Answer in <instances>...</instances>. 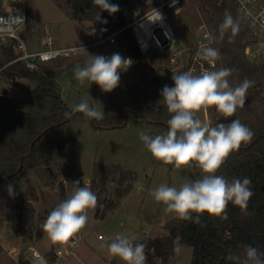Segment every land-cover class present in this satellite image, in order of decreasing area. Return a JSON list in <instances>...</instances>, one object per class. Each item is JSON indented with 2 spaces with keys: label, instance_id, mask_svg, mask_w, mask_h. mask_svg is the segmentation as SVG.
<instances>
[{
  "label": "rangeland",
  "instance_id": "374dc122",
  "mask_svg": "<svg viewBox=\"0 0 264 264\" xmlns=\"http://www.w3.org/2000/svg\"><path fill=\"white\" fill-rule=\"evenodd\" d=\"M13 1L0 0V7L4 3L11 4ZM216 1L221 2L222 0ZM199 2L200 0H183L180 11L171 12L177 37L176 50L163 54L154 52L156 58L153 68L160 74L167 75L176 72L167 68L166 64L171 57L177 58L180 63L182 62L186 55V48L193 45L203 20L208 23L219 42H223L227 35L229 40L241 39L242 37L243 42L249 40L250 35L248 32L244 33L243 27H240L235 35L229 31L220 39L219 30L217 31L208 20L212 12H209L207 7L201 6ZM26 3L28 15L24 31L26 38L31 40L41 38L48 25L59 45L91 44L107 37L100 34L94 21L68 17L55 0H26ZM130 3L131 9L127 13L128 24L153 6L152 3L149 5L148 2L141 0H130ZM93 28L95 33L90 35L89 33L92 32ZM130 28L132 29V27ZM86 50L89 54L98 55L101 53L105 57H110L114 53H119L124 58L129 55L127 50L122 47L118 34L116 35V42L100 43L96 46L87 47ZM152 54L146 57L148 58ZM88 59L87 53H80L64 60L63 64L58 67L61 71L58 76L61 94L68 106L74 108L85 96H89L94 100H90L93 106L104 112V118L113 113L112 108L109 107L111 104L123 108L134 107L129 86L139 81V77L143 73H136L131 64L126 71L120 73L119 86L113 91L105 93L95 83L80 84L74 78V67L77 64L84 66ZM150 61L148 58L147 62L151 63ZM219 68H224L222 63H220ZM228 79L233 87L240 83L238 78L233 75H230ZM34 85L35 83L29 79L21 80L17 85L16 95L12 98L0 96V105L8 104L12 110L37 113L39 108L28 96V90L32 89ZM263 97L264 69L256 74L252 86L247 90L244 107L237 109L235 115L229 119H239L243 124L248 122L246 123L248 127L254 126L259 116L264 119ZM0 113L5 117L9 116V110L6 111L2 107H0ZM197 116L214 125L217 122L218 113L214 108H209L201 110ZM218 122L227 123L229 121L222 118ZM142 131L152 136L162 134L156 125L144 122L133 115L128 117L124 127L99 128L95 127L89 120L76 118L54 129L49 136L50 147L55 156L51 168L52 172H56L58 176L55 179L50 178L44 166H41L31 170L28 179L13 184L14 197L2 199L7 190L6 186L0 188V264H17L10 254V249L13 246L27 244L33 238L37 243L42 235L47 242L51 241L41 225L47 219L50 211L70 196L73 182L79 181L80 186H85L84 181L91 176L92 178L95 177L94 166L96 164L120 165L125 170L136 172L137 181L134 182L130 192L118 198V189L127 192L131 181L119 184L120 175L117 174L111 176L107 182V188L104 189L101 177L90 179V185L86 186L97 195L98 203L94 209H88V222L76 234H82L83 238L78 242L74 255L70 256L65 264H126L119 257L111 256L105 246L117 234L134 236L137 240H141L145 236L156 237L168 234L167 225L175 216L164 211V205L154 200L151 190L162 183L179 188L186 180L200 178L202 173L195 166H182L181 169H175L173 165H165L156 160L139 138ZM0 132L4 136L9 133L7 117L0 121ZM65 138H73L74 141L63 143L62 139ZM0 143H2L1 140ZM61 180H63V185L60 184ZM33 193L36 195V199ZM22 200L31 201L35 207L31 236L22 235L15 230L17 214L19 213L17 205ZM113 206L116 207L112 209ZM175 249L176 252L169 258L168 264H191L193 254L191 246L181 243L177 238ZM145 253L147 264H160L162 262L152 250Z\"/></svg>",
  "mask_w": 264,
  "mask_h": 264
},
{
  "label": "trees",
  "instance_id": "16d2710c",
  "mask_svg": "<svg viewBox=\"0 0 264 264\" xmlns=\"http://www.w3.org/2000/svg\"><path fill=\"white\" fill-rule=\"evenodd\" d=\"M55 1L68 17L94 21L102 36L120 31L117 34L120 36L122 47L129 53L132 67L136 73H143L140 75L139 81L129 86L134 107L123 108L111 104L109 106L113 110L111 115L102 120H90L82 113L74 112L73 108L64 101L58 82L61 72L58 69L60 67L58 62L46 63L35 71L27 69L21 63L7 67L6 74L29 79L35 83L34 87L28 90V96L39 109L34 114L26 110H12L8 104L0 105L6 111L9 110V116H6L9 120V133L4 136L0 132L2 141L0 143V188L10 182L14 184L28 179L29 172L41 166H44L50 178L55 179L58 174L49 170V166H52L55 158L49 143L50 133L76 118L89 120L95 127L116 128L126 126L128 117L133 115L144 122L156 125L159 131L164 133L167 131V121L172 115L163 104L160 91L165 85L174 86L171 77L173 74L181 72L160 74L153 68L156 53H141L132 29L126 27L128 24L127 13L131 9L130 0H110V3L119 6V11L112 15L106 11L100 12L101 20H107V24L95 20L100 9L93 4L92 0ZM199 4L212 12L208 20L217 31L227 10L234 18L239 19L240 27H243L244 33L248 32L247 25L242 21L235 7L227 0L221 2L200 0ZM102 29H106V31H102ZM242 40L243 37L229 40L227 35L223 42L217 41L220 52L218 62L219 65L222 63L224 68L232 69L231 75L237 77L239 82L244 79L252 82L256 74L264 69V58L255 61L247 59L244 48L249 40L244 42ZM7 52L8 56L13 55L11 47H8ZM151 53L153 54L148 57L151 63H148L146 56ZM3 62L0 61V65ZM89 103L92 104L91 101ZM6 117L0 113V121ZM246 123L245 125L248 127ZM248 128L254 133L252 139L242 143L238 150L231 152L217 172L218 175L224 176L229 181L234 178H250L254 195L248 202L247 208L241 209L229 203L226 209L227 219L212 217L204 213L200 215L198 224L175 217L167 225L168 234L156 237L145 236L141 240L136 239V242L147 245L145 252L152 250L154 255L162 260L160 264H168L169 258L175 254L177 238L181 243L192 247L191 264H233V261L226 257L230 253L242 254L243 245H251L264 252V119L259 116L254 126ZM62 140L63 143L74 141L73 138ZM60 147L62 148L61 144ZM94 172L95 179L101 177L104 189L107 188V182L111 176L117 174L120 175L119 184L131 181L127 192L118 189V198L130 192L134 182L137 181L136 172L125 170L120 165L96 164ZM94 178L90 177L92 180ZM33 196L36 199L34 193ZM3 197L2 199L5 200L10 197L7 191L4 192ZM114 207L116 206L111 208L114 209ZM17 208L19 213L15 230L22 235L31 236L35 207L31 201L22 200ZM193 215L195 216V214Z\"/></svg>",
  "mask_w": 264,
  "mask_h": 264
},
{
  "label": "clouds",
  "instance_id": "9594fccd",
  "mask_svg": "<svg viewBox=\"0 0 264 264\" xmlns=\"http://www.w3.org/2000/svg\"><path fill=\"white\" fill-rule=\"evenodd\" d=\"M92 2L100 9L95 17L97 22L107 24V20H101L100 12L106 11L112 15L119 11V6L110 3V0ZM147 2L151 5L152 0ZM177 2L178 0H172L171 6L174 7ZM145 19L150 23H156L163 19V15L158 9L150 7ZM23 23L22 15L11 16L7 21L0 19V24L6 25L0 28V31L10 30L12 24ZM239 29V19L234 18L226 10L224 19L218 26L219 38L222 39L229 31L235 35ZM94 33L93 28L89 34ZM207 38L214 40L216 36L209 35ZM75 51L87 53L89 59L84 66L77 64L74 67V78L80 84L95 83L105 93L119 86L120 73L126 71L132 64L130 59L119 53L105 57L89 54L84 47ZM197 56L212 68H216L220 52L216 48L202 44ZM231 73L232 69L219 68L200 74H193L191 71L173 74L171 79L174 86L165 85L160 91L163 104L172 114L167 121V131L155 136L143 131L139 134L145 148L156 160L165 165H173L175 169L195 166L202 173L200 178L186 180L179 188L162 183L151 190L154 200L164 205V211L174 214L181 220L198 224L200 215L204 213L227 219L226 209L229 203L246 209L254 195L250 178H234L229 181L217 174L229 154L238 150L242 143L250 141L254 135L239 119H229L235 115L237 109L244 107L247 90L252 86L250 80L244 79L233 87L228 79ZM90 100L94 101L91 97L85 96L74 106L73 111L82 113L90 120H102L104 112L97 110L89 103ZM209 108H214L218 113L214 125L197 116L198 112ZM220 118L229 122H218ZM72 185L70 196L55 206L41 225L53 243L66 242L79 233L88 222V209H94L98 203L97 195L88 186H80L79 181L73 182ZM6 190L10 197H14L12 182L6 185ZM105 246L111 256L119 257L126 264H147L145 253L147 245L136 242L134 236L117 234ZM242 248V254L230 253L226 259L233 261V264H264V252L251 245H243ZM36 264L46 262L38 258Z\"/></svg>",
  "mask_w": 264,
  "mask_h": 264
},
{
  "label": "built area",
  "instance_id": "2783aa9c",
  "mask_svg": "<svg viewBox=\"0 0 264 264\" xmlns=\"http://www.w3.org/2000/svg\"><path fill=\"white\" fill-rule=\"evenodd\" d=\"M147 2V0H141ZM233 5L240 15L241 19L248 27L250 35L249 41L244 48V54L247 59L255 61L264 58V0H227ZM151 8L158 9L163 19L156 23H150L145 19V13L136 18L126 27H132L136 37L139 49L142 54L150 52L169 53L176 50V30L171 19V12H179L183 0H178L175 6L172 0H152ZM22 15L23 24H12L10 30L0 31V96L12 98L16 95L18 83L25 78L6 74L7 67L21 63L31 71L38 70L42 65L51 62L64 61L80 53L75 50L81 47L85 49L90 46H96L100 43L116 42L118 32L95 41L91 44L83 45H59L54 38L49 25L44 29L41 38L31 40L24 36L27 25V3L26 0H14L11 4L4 3L0 7V19L7 21L9 17ZM6 27L0 24V28ZM214 35L208 23L203 20L198 29V34L191 47L186 48V55L180 63L175 57H171L166 64L167 68L176 72L191 71L193 74H200L204 71L217 70L212 68L206 61L198 58L197 53L200 46L208 45L218 49L217 39L209 40L207 37ZM215 36V35H214ZM11 47L12 56H8L7 49ZM98 55H103L98 53ZM104 56V55H103ZM125 58L130 59L127 55ZM90 185V178L84 181ZM22 237V236H21ZM83 238L82 234L73 235L66 242L53 243L47 242L42 235L37 243L31 240L29 243L13 246L10 254L14 257L17 264H36L38 258H42L46 264H65V262L74 255L78 242ZM35 241V242H34Z\"/></svg>",
  "mask_w": 264,
  "mask_h": 264
},
{
  "label": "water",
  "instance_id": "95a60500",
  "mask_svg": "<svg viewBox=\"0 0 264 264\" xmlns=\"http://www.w3.org/2000/svg\"><path fill=\"white\" fill-rule=\"evenodd\" d=\"M62 63H63V61H59V62H58V65L60 66ZM221 119H222V118H220V120H221ZM49 170L52 172V168H51V166H49ZM60 184L63 185V180L60 181Z\"/></svg>",
  "mask_w": 264,
  "mask_h": 264
}]
</instances>
